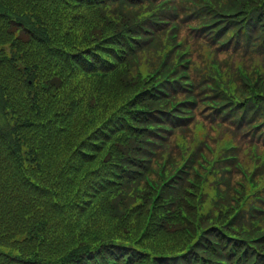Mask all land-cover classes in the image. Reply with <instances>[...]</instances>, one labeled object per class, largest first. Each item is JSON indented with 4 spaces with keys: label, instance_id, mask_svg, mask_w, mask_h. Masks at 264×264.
<instances>
[{
    "label": "trees",
    "instance_id": "trees-1",
    "mask_svg": "<svg viewBox=\"0 0 264 264\" xmlns=\"http://www.w3.org/2000/svg\"><path fill=\"white\" fill-rule=\"evenodd\" d=\"M162 1L0 0V264H264L248 181L232 165L226 199L200 165L229 139L264 195V0ZM198 122L207 182L164 185L153 167L174 172Z\"/></svg>",
    "mask_w": 264,
    "mask_h": 264
},
{
    "label": "rangeland",
    "instance_id": "rangeland-1",
    "mask_svg": "<svg viewBox=\"0 0 264 264\" xmlns=\"http://www.w3.org/2000/svg\"><path fill=\"white\" fill-rule=\"evenodd\" d=\"M199 142H200L199 140H196V141L194 142V147H198ZM167 160H171V157H168ZM152 163H153V162L150 161L149 164H148L147 166H148V167H151V166H152ZM163 172H165V170H164Z\"/></svg>",
    "mask_w": 264,
    "mask_h": 264
}]
</instances>
